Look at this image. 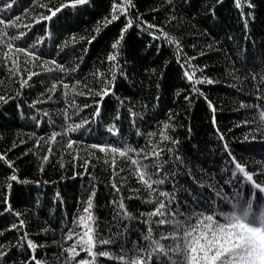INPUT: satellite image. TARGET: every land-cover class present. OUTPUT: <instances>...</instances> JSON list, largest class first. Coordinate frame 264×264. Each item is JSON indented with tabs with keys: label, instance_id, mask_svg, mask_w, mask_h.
Masks as SVG:
<instances>
[{
	"label": "snow or ice",
	"instance_id": "6c2138e0",
	"mask_svg": "<svg viewBox=\"0 0 264 264\" xmlns=\"http://www.w3.org/2000/svg\"><path fill=\"white\" fill-rule=\"evenodd\" d=\"M160 3V8L151 9L156 16L149 19L139 11L135 0H112L103 18L104 27L114 22L122 26L89 83L81 77L78 66H66L58 59L67 42L56 44L55 54L43 45L50 33L58 36L60 30L71 32L80 16L95 8V0H30L27 7L24 0H0V70L7 72V79L15 86V91H0V119L8 115L12 105L14 116L25 122L31 120L30 128L41 129L27 138L17 137L0 152V215L14 217L6 231L0 230V264H50L47 256L40 255L41 250L49 249V228L38 225V231H33L26 213L14 206L13 197L39 212L42 202L36 190L51 182L22 178L17 162L9 155L20 145L25 146L20 155L34 156L41 173L55 156L61 161L62 173L67 169L64 159L71 161L70 176L62 174V180L86 177L93 181L86 199L77 198L76 213L60 219L61 238L52 239L55 264H264V72H256L258 65L250 73L235 67L228 72L233 80L240 79V71L245 72V82L249 78L252 82L248 95L254 99L241 100L239 108L244 110V118L232 125L245 129L243 135L236 137L232 128L224 132L215 115L216 106L203 88L220 81L210 74L207 64L199 62L206 55L204 51L189 54L181 36L167 30L166 26L179 19V5L175 0ZM182 3L191 7V0ZM233 4L246 41L251 38L255 46L248 22L249 16L254 22L255 14L244 11L245 5L253 9L254 4L251 0H233ZM217 5L222 6L223 0H213L203 8L204 19L211 20L213 27ZM161 10L165 12L163 21L158 19ZM22 19L27 22L22 24ZM36 25L44 28V34L33 39L31 32ZM95 31L99 33L100 28ZM130 34L141 37L142 42L150 38V46L159 41L158 50L167 44L182 81L175 97H182L189 105L202 99L206 105L215 139L213 155L219 153L211 170L196 156L201 151L198 144L186 149L173 135L178 114L171 109L165 114L159 106V93L167 89L163 70L155 81L158 93L151 111L149 104L137 110L129 96L117 95L119 84L131 82L129 72L139 74L140 57L127 39ZM201 35L205 41L212 38L206 44L210 51H220L213 47L220 41L212 28H205ZM227 39L232 41L233 37ZM247 49L245 43V63L249 59ZM83 51L86 53L87 48ZM169 63L171 59L165 62V68ZM259 63L264 64V56ZM157 71L144 67L149 81ZM54 72L63 75H51ZM33 77L39 78V87ZM76 97L84 99L78 101ZM113 97L115 107L109 109L106 103ZM53 107L60 113L55 119L51 115ZM187 131L190 135L191 127ZM133 135L136 140H132ZM38 148L43 149L39 154ZM98 167L107 173L106 186L110 185L114 193L108 202L112 205L111 220H106L103 227L95 213L96 176L90 171ZM54 202L63 203L60 191L54 193ZM133 230L138 232L135 239L130 238ZM10 232L16 234L15 243L9 241L6 246L4 240Z\"/></svg>",
	"mask_w": 264,
	"mask_h": 264
},
{
	"label": "trees",
	"instance_id": "16d2710c",
	"mask_svg": "<svg viewBox=\"0 0 264 264\" xmlns=\"http://www.w3.org/2000/svg\"><path fill=\"white\" fill-rule=\"evenodd\" d=\"M41 2V0H38ZM55 2V0H53ZM112 0H95V8H89V10L80 16L77 23L72 26L71 32H64L60 30L59 35L56 33H50L48 37H45L46 43L43 45L44 49L51 50L55 54L56 44H64L67 42L68 47L60 53L59 60L65 63L66 66H78V71L82 78L92 82L91 74L96 66H98L101 60L106 55V52L110 50V44L119 32L120 22H114V24L104 27L103 18L110 9ZM139 11L143 13L147 18L151 19L156 16V13L152 12L153 7L160 8V0H135ZM213 0H191V7L182 3V0H175V3L179 5L177 9L179 14L178 21L172 22L170 26H166L167 30L174 34L181 36L182 40L186 44V52L195 55L199 51H204L205 56L199 58L201 64H207L210 70V74L218 79L220 82L215 85H204L206 95L214 102L216 106V118L224 132H228L229 128L237 122L238 118L243 119V109L239 108L241 100L250 101L254 99V96L248 95L250 91L251 80L245 82V72L240 71L238 75L239 80H233L228 72L233 67L237 69H247L251 72V68L256 66V72H264V64L259 63V58L264 56V0H251L254 4L253 9H248L245 5L244 11L254 12L255 20L253 22L252 17L249 16L248 22L250 24L251 37L255 38L256 44L252 45V39H245L243 35V26L239 23L238 10L234 8L233 0H223V5H217V15L215 17L217 23L213 27L211 20L204 19L203 8L205 4H211ZM30 4V0H24V7ZM22 12V9H20ZM165 18V12L161 10L158 19L163 21ZM99 21V24L97 23ZM27 21L21 20V23ZM45 23V22H42ZM99 27L100 31L97 33L95 28ZM205 28H212L214 33H217L215 39L220 41L219 44H213V47L220 48L219 52L210 51L206 44L212 41L209 37L205 41L201 33ZM44 34V28L36 25L31 32L33 39ZM83 36L84 39H80ZM92 36L96 38L92 40L91 44L87 43L88 39ZM228 36H232L233 40L229 41ZM73 37L75 42L73 43ZM129 43L137 50V55L140 57L139 61V74L135 75L129 72L131 82H124L118 85L117 95L123 93L125 96H129L133 103L137 104V110H140L144 104H149V111H151V103H155V96L158 90L155 87V81L159 79L160 70L165 72L164 84L167 89L160 92V108L164 109L166 114L168 109H171L173 113L178 114V120L173 121L176 124V132L173 134L182 141V145L186 149H191L192 145L198 144L201 151L196 153V156L203 162V166L211 170L213 164L216 162V158L219 153L216 152L213 155L215 148V139L212 136V129L210 124V114L206 115L207 109L203 100L201 99L195 105L187 104L182 97L177 98L174 92L181 86V77L178 71V65L175 63L174 58H171V50L168 45L165 44L163 48L157 49L156 45L159 41L154 42L151 46L148 43L150 38L145 37L143 42L141 37L136 35H129L127 37ZM245 43L248 44L247 53L249 59L247 63L244 61L243 53L245 51ZM195 44L196 48L193 49L192 45ZM87 48V52L83 51ZM239 48V51L237 50ZM230 49V51H229ZM227 52V55H225ZM171 59V63L165 68V62ZM144 67L156 68L157 75L151 81L148 80L147 75L144 73ZM227 68L228 71H225ZM7 72L0 70V91L13 90L15 86L11 81L7 79ZM45 76L48 74H44ZM51 75H63L62 73H52ZM33 80H37V87H39V78L33 77ZM50 83V82H49ZM235 84L236 87L232 85ZM62 91V89H61ZM33 95H35L33 93ZM151 95L152 99L149 100ZM78 101H82L83 97H76ZM90 102V100H89ZM115 97L108 99L106 107L109 109L115 107ZM127 103V101H125ZM62 105V101H61ZM41 107H48L43 105ZM25 110L27 106L25 105ZM16 111L14 106L10 105L8 108V115L4 119H0V152H4L11 146V143L17 137L27 138L31 132L40 133V128H30L31 120L25 122L14 116ZM85 110V115H87ZM52 118H58L60 116L56 107L51 109ZM165 117L162 116L161 119ZM47 117L45 121L47 122ZM183 125L181 127L180 125ZM47 127V123L44 125ZM154 127V123H153ZM191 127L192 131L189 135L187 129ZM245 129L232 128V133L236 137H241ZM125 134H127V127L124 128ZM232 133L228 134L229 140L233 139ZM42 134V133H41ZM137 138L133 135L132 140ZM18 143V140H17ZM140 143L143 144L144 140L141 139ZM24 145H20L17 149H14L10 153V158L16 161V166L22 173V178L36 179V180H48L51 183L48 185L40 186L36 191L39 195V200L42 202L40 211H36V207H29L27 202L20 201L17 197H13L14 206L17 210L26 213L28 216V222L31 225L33 231H38L39 226H47L49 231L48 244L49 249L41 250L40 255L47 256L50 264H55V257L53 252L56 250V246L52 244V239L59 240L61 238L60 219L67 216L71 218L76 213V209L79 207L77 204V198L86 199L90 193L89 185L93 181H89L86 177H77L75 179H61V175L70 176L71 161L68 158L64 159V163L67 169L62 173L59 165L60 159L53 157L49 163L45 165V171L43 173L37 171L38 161L34 156L22 157L21 151L24 150ZM37 153L43 151V149H36ZM199 167V166H197ZM2 171V169H0ZM90 171L94 172L96 176L97 191L95 196V213L98 215L101 226H104V222L111 220V208L112 205L108 202L112 199L114 193L110 192V185L106 186L107 173L102 167ZM199 174V173H198ZM31 187L35 188V185ZM60 191L62 194L63 203L57 205L54 202V193ZM125 195L127 191L125 189ZM138 203V201L136 202ZM136 211V210H133ZM14 217L8 214L0 215V230L7 229V226L12 222ZM134 223H139L135 221ZM138 234L137 230H133L130 233V238L135 239ZM15 232L7 234V239L4 240L7 246L9 241L15 243Z\"/></svg>",
	"mask_w": 264,
	"mask_h": 264
}]
</instances>
